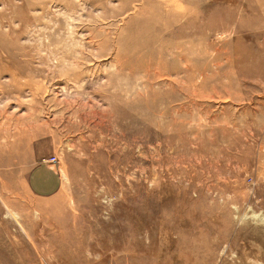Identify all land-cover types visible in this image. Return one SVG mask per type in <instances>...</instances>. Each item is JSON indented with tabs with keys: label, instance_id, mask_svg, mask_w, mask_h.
<instances>
[{
	"label": "rangeland",
	"instance_id": "rangeland-1",
	"mask_svg": "<svg viewBox=\"0 0 264 264\" xmlns=\"http://www.w3.org/2000/svg\"><path fill=\"white\" fill-rule=\"evenodd\" d=\"M0 264H264V0H0Z\"/></svg>",
	"mask_w": 264,
	"mask_h": 264
},
{
	"label": "bare ground",
	"instance_id": "bare-ground-1",
	"mask_svg": "<svg viewBox=\"0 0 264 264\" xmlns=\"http://www.w3.org/2000/svg\"><path fill=\"white\" fill-rule=\"evenodd\" d=\"M22 121H24V119Z\"/></svg>",
	"mask_w": 264,
	"mask_h": 264
}]
</instances>
